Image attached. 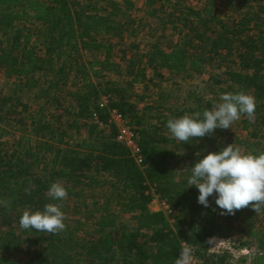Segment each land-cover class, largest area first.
I'll use <instances>...</instances> for the list:
<instances>
[{
    "label": "trees",
    "instance_id": "trees-1",
    "mask_svg": "<svg viewBox=\"0 0 264 264\" xmlns=\"http://www.w3.org/2000/svg\"><path fill=\"white\" fill-rule=\"evenodd\" d=\"M135 1L0 0V71L13 81L10 92L0 94V264H175L185 245L201 264H264V206L258 212L249 205L222 215L215 195L205 208L198 203V189L187 183L197 153L202 158L230 144L245 153H264V0H206L201 7L188 0H145L158 26L133 16ZM220 2L226 17L217 12ZM167 31L177 41H167ZM142 33L145 48L132 41L123 50L122 59L131 55L124 72L114 60V39L138 40ZM85 52L95 57L84 59ZM207 67L218 70L215 97L205 101L190 93L193 103L180 113L171 106L146 107L157 111L152 122L144 121L121 84L159 86L147 68L163 77L164 72L202 73ZM111 73L125 79H113ZM73 81L77 89L71 102L64 106L57 100L54 122L43 112L30 113L22 101L26 89L43 82L47 94L55 90L64 96ZM239 92L256 103L252 120L242 115L244 137L233 140L229 129H217L184 142L167 128L169 119L202 114L221 102L222 93ZM104 97L107 104L101 107ZM114 109L137 134L141 165L118 140V128L109 124ZM26 114L40 137L36 145L26 134ZM95 114L103 126L93 120ZM20 125L23 133L6 150L1 140L10 127ZM53 183L66 188L62 201L47 197ZM103 185L108 197L95 202L88 212L90 228L78 237L63 204ZM154 194L175 209L174 221L150 209ZM48 203L59 204L65 213L63 231L20 228L25 210H43ZM236 235L238 248L256 250L252 256L234 261L229 249H211L214 237Z\"/></svg>",
    "mask_w": 264,
    "mask_h": 264
},
{
    "label": "clouds",
    "instance_id": "clouds-1",
    "mask_svg": "<svg viewBox=\"0 0 264 264\" xmlns=\"http://www.w3.org/2000/svg\"><path fill=\"white\" fill-rule=\"evenodd\" d=\"M219 103L202 114L184 115L169 119L167 128L178 141L203 138L217 129H231L233 122L246 115L254 118L255 99L244 92L222 93ZM191 166L187 183L199 191L198 203L205 208L211 206L209 197L215 195V204L221 214L234 215L237 210L251 205L258 212L264 206V153H242L233 144L219 151L208 152ZM190 188V187H189ZM47 197L52 201H62L67 197L66 188L53 183ZM65 213L57 203H48L43 210H25L19 219L24 230L56 234L66 227ZM193 249L183 247L175 264H193Z\"/></svg>",
    "mask_w": 264,
    "mask_h": 264
},
{
    "label": "rangeland",
    "instance_id": "rangeland-1",
    "mask_svg": "<svg viewBox=\"0 0 264 264\" xmlns=\"http://www.w3.org/2000/svg\"><path fill=\"white\" fill-rule=\"evenodd\" d=\"M123 1V0H118ZM206 0H188L187 2L190 5L201 7L205 3ZM135 11L133 12V16L137 18L138 21L141 22H149L152 23L153 26L157 25V19L154 20L150 18L147 14L148 6H146L145 0H136L135 1ZM217 12L222 16H227L225 7L222 2L219 3L217 7ZM148 30V27L146 28ZM144 33V32H143ZM140 35L137 39H131L128 36H125L123 39H114V42L118 44V47L115 49L114 60L117 61L121 66L124 72L129 65V61L131 60V55L126 54V59H122L125 56L123 50L127 51L126 48L129 47L132 41L140 42L141 48H145V42L147 37L144 34ZM167 37L166 40L169 42L177 41V36L173 35L171 31L166 32ZM1 38V34H0ZM127 53V52H126ZM95 53H84V59H92L95 56ZM97 56H100L101 53H97ZM134 60V59H133ZM146 74L148 77H154V82L158 83L159 86H155L153 83H149L148 87L145 84L137 83L132 87L127 86V84L121 82L123 87L127 90L128 94L131 95V99L133 102L137 103L140 110L142 111V115L144 116V121L152 122L154 115H156V109H148L146 107L163 105L165 107H173L179 113L180 111L187 106H190L193 103V100L189 97V94L192 93L194 96L201 97L205 101L211 100L215 97L214 91H216L217 86L213 79L218 74V70L213 67H207L202 73H193L192 71H184L177 74H169V72H164L163 77H155L152 69L147 68ZM109 77L116 79L118 81L125 79L124 74L111 73ZM13 81L8 79L5 74L0 71V94L9 93L11 88L13 87ZM46 88V84L43 82L40 86L34 89H26L22 93V101L29 106L30 113H35L39 115L40 112H43L46 119L55 121L56 112H57V100L60 99L62 105L67 106L71 102V93H73L77 89V83L75 81L71 82L68 87V94L61 96L57 91L51 90L48 94L44 91ZM161 95L164 97L161 98ZM216 105V104H214ZM213 105V107H214ZM186 115V114H185ZM183 116V115H182ZM181 116V117H182ZM26 117V134L31 138V143L36 145L38 141H40V137L38 136L36 128L30 125V116L29 114L25 115ZM242 116L239 120L233 122L231 125V129L229 132L233 135L232 139L236 136L244 137L247 135V132L242 128ZM11 132L6 137L1 140L2 147L8 151H11L13 146L16 144V138L22 134V126H17L15 128L10 127ZM80 139V137H78ZM74 141L73 143H76ZM235 148H238L242 153H245L244 148L233 144ZM42 153V152H41ZM108 197V187L107 185H103L102 187H97L90 190L83 191L79 197H75L71 200H67V203L63 204V207L67 212V215L72 220L73 224L77 228L78 237L84 236L87 234L91 220L88 219V212L91 208L94 207L95 202L102 203ZM154 200V198H153ZM152 200V202H153ZM153 208H159L158 202L152 205ZM218 238V237H216ZM239 236H234L231 239H225L224 242H220V240H215V237L212 239V247L213 251L219 248H227L230 250L234 257V261H236L239 257L242 256H252L256 251L254 249H240L236 245H238Z\"/></svg>",
    "mask_w": 264,
    "mask_h": 264
},
{
    "label": "built area",
    "instance_id": "built-area-1",
    "mask_svg": "<svg viewBox=\"0 0 264 264\" xmlns=\"http://www.w3.org/2000/svg\"><path fill=\"white\" fill-rule=\"evenodd\" d=\"M107 104V98H103V102L101 103V107H105ZM93 120L103 126L102 123L99 122L97 114L94 115ZM109 124L114 125L118 128V140L125 144L131 151L132 156L137 161L139 165L143 163V156L141 152V148L137 142V134L134 131L132 125L129 120L123 117L118 110L114 109L111 111ZM153 191H155L153 189ZM154 200L158 202L159 210L162 211L170 221H174V217L176 215L175 209L171 207V205L163 198H161L158 194H154ZM185 247H190L185 245ZM193 249V248H192ZM193 264H201L200 258L197 256L195 250L193 249Z\"/></svg>",
    "mask_w": 264,
    "mask_h": 264
},
{
    "label": "crops",
    "instance_id": "crops-1",
    "mask_svg": "<svg viewBox=\"0 0 264 264\" xmlns=\"http://www.w3.org/2000/svg\"><path fill=\"white\" fill-rule=\"evenodd\" d=\"M156 203H157L156 200H153V202L151 201V203L149 205V207H150L151 210H153V211H158L159 210L158 208H153V206H152V205H154ZM215 240H220V242H224L225 239L224 238H216L215 237Z\"/></svg>",
    "mask_w": 264,
    "mask_h": 264
}]
</instances>
